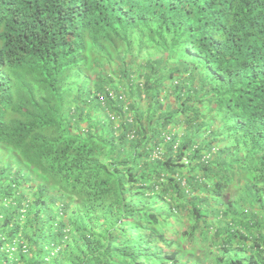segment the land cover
<instances>
[{
    "label": "trees",
    "instance_id": "obj_1",
    "mask_svg": "<svg viewBox=\"0 0 264 264\" xmlns=\"http://www.w3.org/2000/svg\"><path fill=\"white\" fill-rule=\"evenodd\" d=\"M263 228L264 0H0V264H261Z\"/></svg>",
    "mask_w": 264,
    "mask_h": 264
},
{
    "label": "clouds",
    "instance_id": "obj_2",
    "mask_svg": "<svg viewBox=\"0 0 264 264\" xmlns=\"http://www.w3.org/2000/svg\"><path fill=\"white\" fill-rule=\"evenodd\" d=\"M260 232H261V234H260V237H264V228H263V229H261V231H260ZM262 246H264V245H262V244H261V245L259 246V248L261 249V247H262ZM218 249H219V252H220V248H218ZM219 252H218V253H219ZM261 264H264V261H263V262H261Z\"/></svg>",
    "mask_w": 264,
    "mask_h": 264
},
{
    "label": "rangeland",
    "instance_id": "obj_3",
    "mask_svg": "<svg viewBox=\"0 0 264 264\" xmlns=\"http://www.w3.org/2000/svg\"><path fill=\"white\" fill-rule=\"evenodd\" d=\"M218 252H219V251H218L217 249H214V250H213V254H214V255H215V254H218ZM211 261H214V258H211ZM203 264H206V263L204 262Z\"/></svg>",
    "mask_w": 264,
    "mask_h": 264
}]
</instances>
